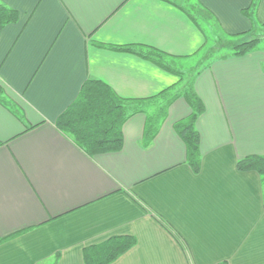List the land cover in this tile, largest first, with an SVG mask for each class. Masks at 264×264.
Listing matches in <instances>:
<instances>
[{"label":"crops","instance_id":"1","mask_svg":"<svg viewBox=\"0 0 264 264\" xmlns=\"http://www.w3.org/2000/svg\"><path fill=\"white\" fill-rule=\"evenodd\" d=\"M253 1L0 0L18 13L0 32L12 107L0 104V264H84L86 247L121 236L136 244L112 264H264V185L236 170L264 157V50L220 58L208 46L216 31L248 33ZM254 17L264 25V0ZM125 47L158 51L182 74L210 55L192 86L204 106L197 174L173 129L192 112L182 96L146 147L145 111L116 153L89 157L56 128L88 79L131 101L183 89L182 76L111 50Z\"/></svg>","mask_w":264,"mask_h":264},{"label":"trees","instance_id":"2","mask_svg":"<svg viewBox=\"0 0 264 264\" xmlns=\"http://www.w3.org/2000/svg\"><path fill=\"white\" fill-rule=\"evenodd\" d=\"M258 2L259 0H254L251 7L244 11V15L252 23V29L244 34L250 39L243 42H237L236 40L223 41L221 39L218 42L217 39L216 44L220 45L219 47L227 46L230 50L227 54L219 55L220 58L244 56L253 51L258 42L264 39V25L257 23L254 17ZM191 18L194 20L193 17ZM17 19L18 13L16 11L0 4V32L6 25L15 23ZM239 36L241 35L231 37L236 38ZM217 45L212 48L211 55L213 57L220 50ZM111 50L136 55L167 72L179 77L183 75L173 68L170 58L153 49L125 47L112 48ZM180 96L184 98L192 112L186 119L174 124L173 129L185 146L187 165L194 174H197L200 170L201 158L200 138L195 123L203 113L204 106L194 93L191 82L187 87H183L177 95L162 94V98L167 97L166 103L156 114L147 115L142 143L146 147L152 142L158 132L160 123L165 118L168 105ZM148 102L151 101L121 99L101 81L88 79L82 85L74 102L56 119L55 126L89 157L116 153L122 148V127L124 123L133 115L144 112L140 105ZM0 104L6 108L11 107L1 86ZM236 170L240 173L255 172L260 177L262 185H264V157L251 155L240 159L236 163ZM262 207L264 210V194ZM135 244V238L130 236L112 237L98 245L86 247L83 250V262L84 264H112L133 248ZM221 264L227 263L223 262Z\"/></svg>","mask_w":264,"mask_h":264},{"label":"rangeland","instance_id":"3","mask_svg":"<svg viewBox=\"0 0 264 264\" xmlns=\"http://www.w3.org/2000/svg\"><path fill=\"white\" fill-rule=\"evenodd\" d=\"M208 31V30H207ZM209 35H211L212 33L208 32ZM215 37V41L212 39V37L209 40L208 46H213L214 44H216V41L218 39L219 40H227V41H234L236 40L237 42H243V41H247L250 39V37L246 36V35H241L239 37H231L228 35H224L221 32L216 31L214 33ZM214 43V44H213ZM224 43V42H222ZM218 47L220 45H217ZM220 50L217 53V55L215 56H219L221 54H227L230 52L229 48L227 46H222L219 47ZM259 49L264 50V39L260 40L256 46V48L254 49L255 51H258ZM213 50V49H212ZM210 55H207L206 57L204 56V52L198 54L195 58H192L188 61H186L185 63L182 64L183 67H181L180 69H182L183 71V82L182 85L185 87H187V85L192 84L193 86V80L196 78L197 72L199 71L200 67H203L206 63L210 62ZM182 89V88H181ZM180 89V90H181ZM170 96V95H169ZM166 98H161L159 100L156 101H151L148 103H143L141 104V108L147 113L146 115H154L156 114L160 109H162L166 103Z\"/></svg>","mask_w":264,"mask_h":264}]
</instances>
